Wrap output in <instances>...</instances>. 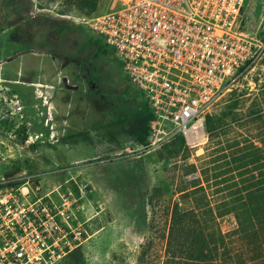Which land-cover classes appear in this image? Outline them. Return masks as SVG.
<instances>
[{"label":"rangeland","instance_id":"rangeland-1","mask_svg":"<svg viewBox=\"0 0 264 264\" xmlns=\"http://www.w3.org/2000/svg\"><path fill=\"white\" fill-rule=\"evenodd\" d=\"M97 1L88 14L63 13L65 0H0V174L32 176L37 196L83 197L91 238L60 264H264V59L213 106L225 125L203 150L140 152L125 126L141 98L81 24L120 2ZM242 20L264 39V0H247ZM200 188L213 213L170 237L179 191Z\"/></svg>","mask_w":264,"mask_h":264},{"label":"built area","instance_id":"built-area-1","mask_svg":"<svg viewBox=\"0 0 264 264\" xmlns=\"http://www.w3.org/2000/svg\"><path fill=\"white\" fill-rule=\"evenodd\" d=\"M246 1L119 0L111 12L81 20L148 104L149 134L138 151L178 137L188 150L207 146L213 106L264 59V39L241 28ZM26 179L0 174V264H57L89 241L93 217L82 196H37Z\"/></svg>","mask_w":264,"mask_h":264},{"label":"trees","instance_id":"trees-1","mask_svg":"<svg viewBox=\"0 0 264 264\" xmlns=\"http://www.w3.org/2000/svg\"><path fill=\"white\" fill-rule=\"evenodd\" d=\"M65 4L66 10H63V13H69L73 9L77 8L80 11L92 14L96 11L98 7L97 0H65ZM65 30V27L60 26L56 29L54 34L55 36H60ZM100 42L101 41H99L95 37L91 38V44L95 47H98V51H100L101 54H107L106 51L101 49ZM141 105V114L138 117L134 118L131 122L129 121L125 126V130L126 134L130 135L136 141L137 144L144 145L148 138L149 123L152 119V116L148 104L145 101H141ZM224 125L225 123L221 116L216 118L212 115H208L206 127L210 139L217 137V130L224 127ZM167 145H171L172 147L179 146L180 148H185L184 140L181 137L176 138ZM185 192L186 189L179 191V193L184 194H182V199H179L174 204L171 217L170 237H172L173 234L180 235L181 237H187V235H192L194 231L191 230L202 228L203 222L201 219L204 217H208L210 214L213 213V209L210 206L209 199H206V197L202 195L197 196V194L203 192L202 188L197 189L195 191H189L186 193ZM82 248L78 249L74 253L79 252ZM61 262L57 264H60Z\"/></svg>","mask_w":264,"mask_h":264},{"label":"water","instance_id":"water-1","mask_svg":"<svg viewBox=\"0 0 264 264\" xmlns=\"http://www.w3.org/2000/svg\"><path fill=\"white\" fill-rule=\"evenodd\" d=\"M92 189H93V187L90 186V185H88V186L86 187V191H91Z\"/></svg>","mask_w":264,"mask_h":264}]
</instances>
